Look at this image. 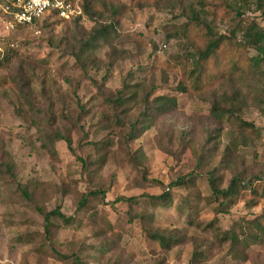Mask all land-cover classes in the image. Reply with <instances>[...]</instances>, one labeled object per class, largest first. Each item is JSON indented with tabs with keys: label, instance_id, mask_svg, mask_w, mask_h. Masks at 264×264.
Masks as SVG:
<instances>
[{
	"label": "rangeland",
	"instance_id": "1",
	"mask_svg": "<svg viewBox=\"0 0 264 264\" xmlns=\"http://www.w3.org/2000/svg\"><path fill=\"white\" fill-rule=\"evenodd\" d=\"M90 1L91 16L79 20L50 17L8 30L0 19V40L15 52L0 67V264H190L193 239L208 245L200 264H264V244L241 259L218 239L262 213L264 198L221 212L208 184L212 174L225 188L236 175L264 173V60L256 71L208 90L174 91L180 78L174 63L190 59L199 46L195 33L184 32L189 5L204 9L213 31L227 34L238 20L225 5L230 0ZM247 7L239 20L264 28L262 11ZM98 25L114 30L88 52L84 43ZM123 83L137 91L136 101L114 104ZM149 91L152 98L176 96L177 108L156 115L129 140L128 124ZM214 102L224 109L222 119L211 113ZM56 134L69 137L73 151ZM104 140L110 147L100 163ZM180 176L194 177V184L170 186ZM101 189L103 197L88 196L78 207L82 194ZM163 191L173 200L169 206L149 197ZM194 196L199 228L187 224L182 201ZM56 207L72 220L51 216L47 226L44 214ZM212 220L213 232L204 226ZM145 227L177 229L185 240L165 251Z\"/></svg>",
	"mask_w": 264,
	"mask_h": 264
},
{
	"label": "trees",
	"instance_id": "2",
	"mask_svg": "<svg viewBox=\"0 0 264 264\" xmlns=\"http://www.w3.org/2000/svg\"><path fill=\"white\" fill-rule=\"evenodd\" d=\"M83 15L91 16L90 12L94 8L90 0H79ZM225 3V2H224ZM198 4H202L198 0ZM248 4H255L256 8L260 9L264 14V0H230L225 3L226 7L234 13L235 18H238L230 27L227 34H219L213 31L208 18L204 14V9H196L193 5H189L188 22L185 24L184 32L195 33L199 40V46L195 55L190 59L180 60L174 63V68L179 72L180 78L174 91L178 93H197L205 91L216 81L223 79H233L236 76H244L248 72L256 71L261 62L264 60V28L259 26L255 21L242 22L239 20L242 17V9ZM248 8V7H247ZM82 16H78L79 20ZM50 17H56L54 13L45 16V20ZM43 18V19H44ZM64 20V19H63ZM196 25L195 28H189L190 24ZM27 25H18L17 28H22ZM196 32H194V30ZM114 30L112 25H98L88 35V39L84 43V48L88 52H92L99 40L109 38ZM237 36H240L238 39ZM6 39H1L0 44L3 46V57L0 59V67H5L9 64L12 58L15 57V52L5 43ZM230 46L234 47V51L229 50ZM254 49L255 55L249 56L246 51ZM221 52L227 56L225 60L221 57ZM127 84L123 83L122 89L116 92V97L111 100L112 103L123 105L131 100L136 101V90H128ZM149 91L140 97L142 110L137 118L128 124L127 138L134 140L142 133L148 130L156 115L169 113L177 108L178 102L174 95H159L151 97ZM211 113L219 119L225 115L224 109L219 103L214 102L211 107ZM240 127L246 128L247 132L252 135H259V131L253 127L251 123L240 120ZM57 138L63 140L69 151H73L71 147V139L61 134H56ZM93 144V143H91ZM96 145V143H95ZM110 147V141L104 140L100 145L99 150H104L99 154V162L103 163L107 149ZM81 160V159H80ZM82 161V160H81ZM82 165H86L82 162ZM194 184V177L180 176L175 181L170 183V186H188ZM208 184L211 190L210 195L220 201V211L224 212L231 205L240 201L254 202L259 198H264V173L254 174L245 178L242 174L234 176L230 179L227 187L222 188L218 183V178L208 175ZM105 190H93L82 194L78 200V207H85L88 196H104ZM150 199L157 204L169 206L173 200L167 191H163L159 195H149ZM120 199H126L120 197ZM188 207L187 224L190 226L200 227L202 224L199 221V210L197 208L196 197L191 200L185 198L182 200ZM181 207V206H180ZM57 216L64 223L70 222V216H65L58 207L44 214V220L48 226L50 217ZM215 221L206 223L205 229L216 230ZM177 229H151L145 227V234L151 240L157 242L160 247L169 251L172 247L180 244L185 239L179 237ZM218 239L228 243L232 256L235 258L247 259V250L253 245L264 244V210L251 219H243L241 222L235 223L234 227L219 232ZM193 251L190 258V264H200L207 258L208 245L200 244L198 239H193Z\"/></svg>",
	"mask_w": 264,
	"mask_h": 264
},
{
	"label": "built area",
	"instance_id": "3",
	"mask_svg": "<svg viewBox=\"0 0 264 264\" xmlns=\"http://www.w3.org/2000/svg\"><path fill=\"white\" fill-rule=\"evenodd\" d=\"M54 13L60 19L83 15L78 0H0V19L8 30L18 25H34Z\"/></svg>",
	"mask_w": 264,
	"mask_h": 264
}]
</instances>
